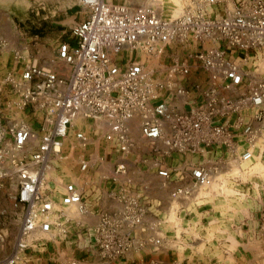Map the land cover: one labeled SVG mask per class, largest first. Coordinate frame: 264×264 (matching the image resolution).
I'll list each match as a JSON object with an SVG mask.
<instances>
[{"label":"rangeland","instance_id":"obj_1","mask_svg":"<svg viewBox=\"0 0 264 264\" xmlns=\"http://www.w3.org/2000/svg\"><path fill=\"white\" fill-rule=\"evenodd\" d=\"M103 1L143 3V0ZM173 1L163 0L155 9L157 14L163 19L180 15L182 5L176 16H171ZM255 1L229 0L219 5L215 13L223 14L236 3ZM177 2L182 4L181 0ZM88 13L81 0L0 2V116L3 120L36 126L32 107L18 108V96L6 84V79H18L29 63L51 64L57 45L70 42L71 28L86 19ZM198 50L200 47L192 42L171 43L160 55L122 48L114 54V60L120 68L136 60L155 83L170 82L185 89L187 97L197 104L183 105L173 100V105L167 107L187 114L203 103L202 91L210 85L207 74L192 58ZM230 54L252 80L264 81V53H253L245 63L237 62L236 56H242L240 52ZM175 62L188 66L190 75L180 78L170 74L169 69ZM172 92L175 91H160L159 97L169 101ZM221 94L233 97L222 90ZM253 117V110L244 107L217 116L213 127L230 133L233 148L245 149L244 129L251 126L254 130ZM77 120L63 142L61 155L50 159L43 188L58 203L65 187L74 185L81 194L84 211L77 210L75 205L57 209L54 219L59 226L51 234L31 233L25 242L27 247L17 251L18 215L11 211L6 189L0 190V213H3L0 232L4 237L0 259L13 254L17 257L15 264H128L127 256L134 259L130 264H264V145L261 139L251 160L239 163L238 153H231L225 144H199L195 149L179 152L167 150L160 141L143 140L139 135L140 122L136 119L131 123L133 147L122 152L115 134L106 124ZM79 129L87 137L86 145H80L74 138ZM81 161L87 163L84 170ZM198 167L212 172L216 167L219 171L208 185L211 189L194 187L192 171ZM162 170L168 172L166 179L158 175ZM135 219L137 223L131 224ZM156 240L160 243L155 244ZM126 241L128 250L115 253L118 242Z\"/></svg>","mask_w":264,"mask_h":264},{"label":"built area","instance_id":"obj_2","mask_svg":"<svg viewBox=\"0 0 264 264\" xmlns=\"http://www.w3.org/2000/svg\"><path fill=\"white\" fill-rule=\"evenodd\" d=\"M181 1L182 13L163 19L155 10L163 0H143L139 5L81 0L89 13L71 28L70 42L57 45L51 64L29 63L18 79H6L18 96V108L32 107L37 122L32 127L0 116V190L6 189L11 211L18 215L17 251L27 247L25 242L31 233L51 234L59 226L54 219L57 209L75 205L84 211L81 194L74 185L65 187L58 203L43 188L50 159L61 155L63 142L77 119L105 123L122 152L133 147L131 123L136 119L140 137L148 142L160 141L167 150L183 152L199 144H225L231 153H238L239 163H245L251 160L258 139L264 145V81L252 80L230 54L240 52L237 62L245 63L253 53H264V1L236 3L223 14L215 13L217 7L229 0ZM189 42L200 47L192 58L199 62L210 85L202 91L203 103L187 114L167 107L173 100L183 105L193 102L185 89L170 82L155 83L136 60L124 68L115 64L114 54L122 48L160 55L171 43ZM169 72L180 78L191 73L188 66L178 62ZM173 90L171 100L159 97L160 91ZM221 90L233 97L221 94ZM244 107L253 110L254 130L251 126L244 129L245 149L233 148L230 133L213 127L214 120ZM74 138L80 145L87 143L80 129ZM80 165L82 170L87 168L85 161ZM218 174L216 167L213 172L205 167L194 169V187H206ZM158 175L166 179L168 172L162 170ZM3 242L0 232V246ZM128 247V241L118 242L114 251L121 254ZM16 258L13 254L6 256L0 264H15Z\"/></svg>","mask_w":264,"mask_h":264},{"label":"bare ground","instance_id":"obj_3","mask_svg":"<svg viewBox=\"0 0 264 264\" xmlns=\"http://www.w3.org/2000/svg\"><path fill=\"white\" fill-rule=\"evenodd\" d=\"M182 2V1H181ZM179 2H177V0H174L173 2H172V6H173V13L171 14V16H176L175 14L177 13V10L179 9V7H181V5L182 4H180ZM172 10V9H171ZM182 11V10H181ZM262 65H263V63H262ZM262 70H264V69H262ZM78 121V120H77ZM78 123H80V122H78ZM103 124H105V123H103ZM215 181V180H214ZM212 183V182H211ZM211 183L209 184V185H211ZM214 183V182H213ZM213 186V185H212ZM207 187H209L210 189H211V187L210 186H206V188ZM200 189V188H199ZM205 189V188H204Z\"/></svg>","mask_w":264,"mask_h":264},{"label":"crops","instance_id":"obj_4","mask_svg":"<svg viewBox=\"0 0 264 264\" xmlns=\"http://www.w3.org/2000/svg\"><path fill=\"white\" fill-rule=\"evenodd\" d=\"M2 1H4V0H0V2L2 3ZM179 104V103H178ZM179 107H178V109L180 110V104L178 105ZM183 109L181 108V111H182ZM75 224H78V222H74ZM93 223V222H92ZM91 223V224H92ZM81 224V223H80ZM71 225H73V223H71ZM81 226V225H80ZM125 261H126V263L128 262V264H130L131 262H133L134 261V259H130V258H127V256H126V258H125ZM164 262V261H163Z\"/></svg>","mask_w":264,"mask_h":264}]
</instances>
